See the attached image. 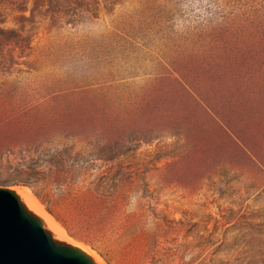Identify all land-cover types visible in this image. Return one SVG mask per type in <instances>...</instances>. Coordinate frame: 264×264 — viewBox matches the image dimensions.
<instances>
[{
	"label": "rangeland",
	"instance_id": "374dc122",
	"mask_svg": "<svg viewBox=\"0 0 264 264\" xmlns=\"http://www.w3.org/2000/svg\"><path fill=\"white\" fill-rule=\"evenodd\" d=\"M21 187L103 264H264V0H0Z\"/></svg>",
	"mask_w": 264,
	"mask_h": 264
},
{
	"label": "water",
	"instance_id": "95a60500",
	"mask_svg": "<svg viewBox=\"0 0 264 264\" xmlns=\"http://www.w3.org/2000/svg\"><path fill=\"white\" fill-rule=\"evenodd\" d=\"M0 264H96L70 244L56 240L20 201L0 188Z\"/></svg>",
	"mask_w": 264,
	"mask_h": 264
},
{
	"label": "bare ground",
	"instance_id": "6f19581e",
	"mask_svg": "<svg viewBox=\"0 0 264 264\" xmlns=\"http://www.w3.org/2000/svg\"><path fill=\"white\" fill-rule=\"evenodd\" d=\"M15 192L19 197L20 201L27 208V210L42 221L44 228L48 230L56 240L79 248L89 257H91V259H93L96 264H103L101 261H99L97 257L93 256V254H91L86 248H84L85 246L78 245L79 243L77 244V242L75 244L72 240L68 239L70 236H66L67 234H65L64 230L60 227V225L54 220V218L50 214L45 211L40 202L27 188L21 187L15 189Z\"/></svg>",
	"mask_w": 264,
	"mask_h": 264
}]
</instances>
